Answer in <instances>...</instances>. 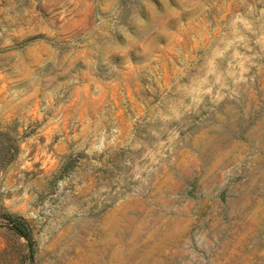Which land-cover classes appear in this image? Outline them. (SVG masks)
Returning <instances> with one entry per match:
<instances>
[{"label":"rangeland","instance_id":"obj_1","mask_svg":"<svg viewBox=\"0 0 264 264\" xmlns=\"http://www.w3.org/2000/svg\"><path fill=\"white\" fill-rule=\"evenodd\" d=\"M0 264H264V0H0Z\"/></svg>","mask_w":264,"mask_h":264},{"label":"trees","instance_id":"obj_2","mask_svg":"<svg viewBox=\"0 0 264 264\" xmlns=\"http://www.w3.org/2000/svg\"><path fill=\"white\" fill-rule=\"evenodd\" d=\"M3 218L6 219L8 222L13 223V226L15 228V231L20 233L22 236L28 238L27 233L19 226V218L16 216H13L12 214L5 213L3 214Z\"/></svg>","mask_w":264,"mask_h":264}]
</instances>
